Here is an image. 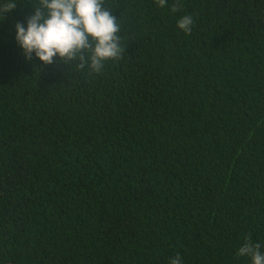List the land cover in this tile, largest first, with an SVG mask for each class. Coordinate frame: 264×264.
<instances>
[{"label": "trees", "instance_id": "1", "mask_svg": "<svg viewBox=\"0 0 264 264\" xmlns=\"http://www.w3.org/2000/svg\"><path fill=\"white\" fill-rule=\"evenodd\" d=\"M37 3L0 22V264H251L264 0H102L123 52L99 73L89 49L25 57L14 22Z\"/></svg>", "mask_w": 264, "mask_h": 264}, {"label": "clouds", "instance_id": "2", "mask_svg": "<svg viewBox=\"0 0 264 264\" xmlns=\"http://www.w3.org/2000/svg\"><path fill=\"white\" fill-rule=\"evenodd\" d=\"M165 7L168 0H157ZM18 0H0V22L16 9ZM179 5H173V12ZM194 21L191 15L177 20L178 29L185 34L192 31ZM15 39L26 58L32 54L45 63L53 62L54 57L72 59L77 53L89 49L86 63L93 72H101L108 60L121 57L123 47L118 32L117 18L105 7L102 0H38L35 11L26 20L14 22ZM259 242L242 244L236 254L250 257L251 264H264V252ZM170 264H183L177 255L170 258Z\"/></svg>", "mask_w": 264, "mask_h": 264}]
</instances>
